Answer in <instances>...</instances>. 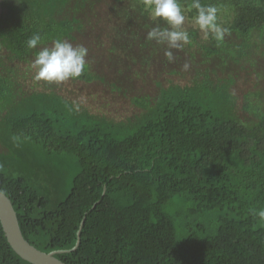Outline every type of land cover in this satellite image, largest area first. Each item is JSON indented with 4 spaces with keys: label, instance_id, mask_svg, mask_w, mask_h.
Masks as SVG:
<instances>
[{
    "label": "trees",
    "instance_id": "obj_1",
    "mask_svg": "<svg viewBox=\"0 0 264 264\" xmlns=\"http://www.w3.org/2000/svg\"><path fill=\"white\" fill-rule=\"evenodd\" d=\"M178 2L187 46L195 45L204 62L226 49L231 67L220 68L222 75L243 71L233 66L264 36V0H200L217 7V23L228 29L220 43L199 38L192 0ZM157 23L167 27L150 18L142 0H0V53L29 64L39 46L89 36L96 46L106 41L109 54L126 45L143 55L162 45L147 38ZM35 34L41 42L29 49ZM2 61L0 55V192L33 247L71 250L86 214L77 249L56 255L65 264H264V220L254 215L264 210V106L247 103L243 109L256 120H241L230 73L229 80L206 70L186 85L170 82L154 99L133 98L141 112L115 121L61 96L55 82L23 92L22 82L35 83V74L23 79L18 64ZM69 80L101 81L87 62ZM255 96L264 103V91ZM70 156L80 170L57 202L56 187L31 180L39 172L57 186L64 168L57 160ZM22 170L31 175H13ZM0 264H30L1 226Z\"/></svg>",
    "mask_w": 264,
    "mask_h": 264
},
{
    "label": "rangeland",
    "instance_id": "obj_2",
    "mask_svg": "<svg viewBox=\"0 0 264 264\" xmlns=\"http://www.w3.org/2000/svg\"><path fill=\"white\" fill-rule=\"evenodd\" d=\"M128 2L129 0H123ZM103 6V4H102ZM109 12L111 10L108 9ZM101 27V26H100ZM187 29L189 26L185 21L183 26ZM105 29V28H103ZM199 38L202 41H206L203 37V33L199 30ZM89 36L84 38L79 37L75 42H70L74 46L82 45L85 48L89 47L86 62L89 63L90 70L93 74L97 75L101 81L92 82L91 84H85L82 82H72L70 80L64 81L57 85H60V89L56 91L68 99L74 100L81 107L88 108L93 114L104 115L109 119L115 121H126L139 114L141 110L137 108L133 103L135 97H149L154 99L161 87H167L170 82L186 85L191 83L195 76L206 70L215 71L218 77L227 79L228 74L234 76L229 80V83L234 82V85L229 87L231 94L235 97L238 109V116L243 121H255L251 111H246L244 105L250 103L254 108L264 106V103L255 96V91H264V57L259 56L261 50H264L263 46L257 50L251 48L249 54L238 64L233 67H246V72L242 73L238 68L226 70L224 76L221 73L220 68L231 67V64H227L228 57L224 58L225 50H221L216 56L209 58L206 62L202 60L200 51H195L196 47H188L184 45L180 49H169L166 44H162L155 49L146 48L144 54L138 52H132L127 50L126 45L116 49L113 54L108 53L110 48L107 42L102 46H96L92 42H88ZM264 39V36H257V42ZM255 42V45L256 43ZM53 43L48 46H39L37 51L43 48H51ZM264 45V43H263ZM249 46V44H247ZM246 47V45L244 46ZM250 48V46H249ZM172 51L173 60L170 62L165 56L166 51ZM152 53V54H151ZM194 54V60L190 57ZM4 64L14 67L18 64L20 67V77L31 80L36 72L32 67L34 56L29 59V64L18 63L17 61H7L8 54L0 53ZM109 55L110 57H106ZM110 58V60H109ZM239 59V58H238ZM240 60V59H239ZM232 61V60H231ZM185 65L188 67L185 68ZM29 66L30 70L25 69ZM15 70V68H14ZM19 70V69H18ZM16 71V70H15ZM207 72V71H206ZM197 73V74H196ZM17 74V73H16ZM236 75V76H235ZM211 79H214V75H210ZM23 92L30 93L34 91H41L45 86L44 81H31L22 82ZM58 88V87H57ZM232 88V89H231ZM64 165L61 167V174L59 184L54 186L49 183L44 175L37 172L36 178H32V185L42 187L47 185L49 191H53L55 187L58 189L56 194L58 195L56 200L61 201L68 196L72 186L74 177L78 174L80 167L77 163V159L73 156L65 157V159H58ZM30 176L31 173L27 170L19 172H13L14 176L22 175L25 177ZM29 183V182H28ZM29 185H31L29 183Z\"/></svg>",
    "mask_w": 264,
    "mask_h": 264
},
{
    "label": "clouds",
    "instance_id": "obj_3",
    "mask_svg": "<svg viewBox=\"0 0 264 264\" xmlns=\"http://www.w3.org/2000/svg\"><path fill=\"white\" fill-rule=\"evenodd\" d=\"M142 3L153 21L163 22L167 25V27L161 28L157 23V26L148 32L149 40L166 44L169 49H180L191 42L189 33L182 27L185 15L178 0H142ZM191 8L196 10L197 14L193 21L203 33L204 39L207 40L211 37L217 43L223 42L228 29L217 23V7L204 6L200 0H192ZM254 39L257 42V37ZM40 42V35L35 34L27 40L26 44L29 49H35ZM263 43L264 39H261L256 43L255 49L258 50L260 46L264 47ZM87 54L88 50L84 46H74L67 40L57 39L51 48H43L36 55L32 64V67L36 69L34 79L59 84L69 79L79 78L85 70ZM260 55L264 57V50H261ZM165 56L170 62L173 60L172 51H166ZM187 67L185 65V68ZM241 72L245 73L246 67ZM44 187L48 190L49 186L45 185ZM84 215L86 217V214ZM254 215L264 220V210L254 213Z\"/></svg>",
    "mask_w": 264,
    "mask_h": 264
},
{
    "label": "water",
    "instance_id": "obj_4",
    "mask_svg": "<svg viewBox=\"0 0 264 264\" xmlns=\"http://www.w3.org/2000/svg\"><path fill=\"white\" fill-rule=\"evenodd\" d=\"M105 189L102 196H104ZM95 205L92 206V209ZM85 215L77 232L75 246L71 250L41 252L28 243L21 232L16 212L10 199L0 192V226L3 235L11 249L24 261L30 264H65L56 258V255L70 253L77 249L80 244V232L83 226Z\"/></svg>",
    "mask_w": 264,
    "mask_h": 264
},
{
    "label": "crops",
    "instance_id": "obj_5",
    "mask_svg": "<svg viewBox=\"0 0 264 264\" xmlns=\"http://www.w3.org/2000/svg\"><path fill=\"white\" fill-rule=\"evenodd\" d=\"M50 187V186H49Z\"/></svg>",
    "mask_w": 264,
    "mask_h": 264
}]
</instances>
